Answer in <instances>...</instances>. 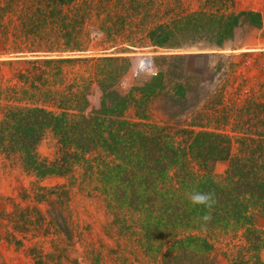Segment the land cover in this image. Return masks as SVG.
Wrapping results in <instances>:
<instances>
[{
  "label": "rangeland",
  "instance_id": "374dc122",
  "mask_svg": "<svg viewBox=\"0 0 264 264\" xmlns=\"http://www.w3.org/2000/svg\"><path fill=\"white\" fill-rule=\"evenodd\" d=\"M129 5L108 30L88 17L74 51L14 53L12 28L0 37V121L13 107L62 111L45 97L75 95L71 112L85 106L91 117L107 88L127 96L129 121L145 124L83 148L50 129L34 147L31 130L0 128V264H264V26L243 20L234 50L206 30L209 13L264 17V0ZM161 26L173 30L160 36L172 47L153 43ZM193 190L221 194L224 216L201 221L186 198Z\"/></svg>",
  "mask_w": 264,
  "mask_h": 264
},
{
  "label": "trees",
  "instance_id": "16d2710c",
  "mask_svg": "<svg viewBox=\"0 0 264 264\" xmlns=\"http://www.w3.org/2000/svg\"><path fill=\"white\" fill-rule=\"evenodd\" d=\"M144 0H0V37H4L6 41L10 39V31L12 28V37L14 47L8 48L14 53L24 52H66L74 51L79 48L77 45H72L76 33L81 32L82 25L87 24L88 17L93 14L98 18L103 19L100 26L101 30H108V24L114 18V14L121 9L127 10L128 4L130 8L135 5H140ZM154 1V0H152ZM206 15V14H204ZM207 20L210 22L206 27L207 31H213L219 38L215 43V47L220 49H237V45H231L234 40L236 30L241 26L243 20H247L251 25L257 26L259 29L264 26V17L259 12L242 11L240 13H209ZM82 24L80 27L79 25ZM97 24V21L96 23ZM169 28V27H168ZM168 28L161 26L153 31V43L159 46L172 47L173 45L160 39V36L167 32ZM173 31V30H172ZM65 39L66 45L62 42ZM2 42V39L0 38ZM230 41V42H229ZM25 44V45H23ZM59 44V47H54ZM77 44V43H76ZM250 53L244 52L242 55ZM264 55V53H262ZM213 55L210 53L202 55L190 56V58L203 59L210 58ZM161 59V57H157ZM151 67L152 63L146 58L143 60L142 66ZM163 74L155 75L150 82L140 89L145 91L144 95L151 94V86L153 84H162ZM104 88V85H103ZM107 88L103 89L101 99V108L93 111L91 117L85 116L83 113L85 106L80 108V111L75 110L73 101L79 99L78 95L73 98L68 97H45L44 102L54 101L63 108L62 111H52L44 106H23L13 107L6 120L0 121V128L5 124L13 126L19 132L24 129L32 131L34 137V145L36 146L47 130H52L60 137V142L65 145L74 144L83 148V142H93L97 137L104 138V131L108 130L113 133L114 129L119 126V129L144 126L143 123L129 121L126 118L128 111L127 96L119 92L106 93ZM114 97V102L108 103V100ZM75 98V100H74ZM145 96L141 97L138 103H144ZM111 104V105H110ZM104 115V118L100 116ZM153 128L157 126L152 125ZM206 135V132H200L199 135ZM21 138V137H19ZM147 150L149 148L147 147ZM39 168V167H37ZM59 168V167H58ZM60 170V169H59ZM185 198V197H183ZM216 203L211 209V216L214 220H219L223 213L224 197L216 193ZM189 202V201H188ZM144 205L152 203V200L144 199L141 202ZM194 208V206H192ZM196 212L200 217L208 210L202 206H195ZM193 212V211H192ZM195 214V213H194ZM197 216L194 217L196 219ZM211 219V221L213 220Z\"/></svg>",
  "mask_w": 264,
  "mask_h": 264
},
{
  "label": "clouds",
  "instance_id": "9594fccd",
  "mask_svg": "<svg viewBox=\"0 0 264 264\" xmlns=\"http://www.w3.org/2000/svg\"><path fill=\"white\" fill-rule=\"evenodd\" d=\"M186 198L192 206H202L208 211L199 219L203 222H209L212 219L211 209L216 203L214 192H200V191H190L186 193Z\"/></svg>",
  "mask_w": 264,
  "mask_h": 264
},
{
  "label": "bare ground",
  "instance_id": "6f19581e",
  "mask_svg": "<svg viewBox=\"0 0 264 264\" xmlns=\"http://www.w3.org/2000/svg\"><path fill=\"white\" fill-rule=\"evenodd\" d=\"M145 66V65H144ZM146 67V66H145ZM147 68V67H146Z\"/></svg>",
  "mask_w": 264,
  "mask_h": 264
}]
</instances>
